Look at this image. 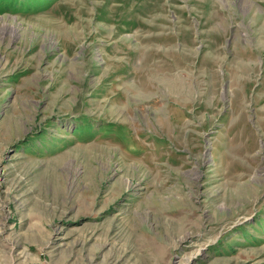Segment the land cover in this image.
I'll list each match as a JSON object with an SVG mask.
<instances>
[{"label": "rangeland", "instance_id": "374dc122", "mask_svg": "<svg viewBox=\"0 0 264 264\" xmlns=\"http://www.w3.org/2000/svg\"><path fill=\"white\" fill-rule=\"evenodd\" d=\"M264 264V0H0V264Z\"/></svg>", "mask_w": 264, "mask_h": 264}, {"label": "built area", "instance_id": "2783aa9c", "mask_svg": "<svg viewBox=\"0 0 264 264\" xmlns=\"http://www.w3.org/2000/svg\"><path fill=\"white\" fill-rule=\"evenodd\" d=\"M36 264H44V263H42V262H38V263H36Z\"/></svg>", "mask_w": 264, "mask_h": 264}]
</instances>
